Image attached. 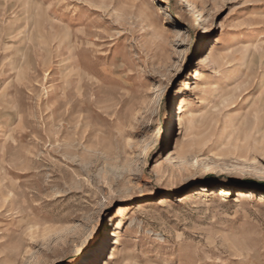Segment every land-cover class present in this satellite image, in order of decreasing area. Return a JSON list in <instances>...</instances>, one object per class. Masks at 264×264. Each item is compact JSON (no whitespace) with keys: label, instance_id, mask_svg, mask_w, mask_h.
<instances>
[{"label":"rangeland","instance_id":"1","mask_svg":"<svg viewBox=\"0 0 264 264\" xmlns=\"http://www.w3.org/2000/svg\"><path fill=\"white\" fill-rule=\"evenodd\" d=\"M0 264H264V0H0Z\"/></svg>","mask_w":264,"mask_h":264},{"label":"bare ground","instance_id":"2","mask_svg":"<svg viewBox=\"0 0 264 264\" xmlns=\"http://www.w3.org/2000/svg\"><path fill=\"white\" fill-rule=\"evenodd\" d=\"M185 112V109H184V106L183 104L181 105L180 107V113H179V116H178V124L180 125L182 123V118H181V115ZM194 119H190L189 120V124L190 125H193L194 124ZM220 197H221V200H224L225 197H228V196H231V192L230 190H226V189H223L221 190L220 192ZM118 239V238H117ZM116 244H118V242H116Z\"/></svg>","mask_w":264,"mask_h":264}]
</instances>
